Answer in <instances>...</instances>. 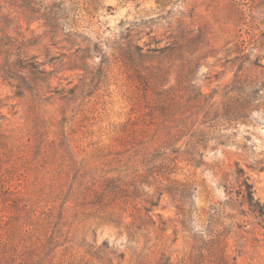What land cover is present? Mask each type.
<instances>
[{
    "label": "rangeland",
    "instance_id": "374dc122",
    "mask_svg": "<svg viewBox=\"0 0 264 264\" xmlns=\"http://www.w3.org/2000/svg\"><path fill=\"white\" fill-rule=\"evenodd\" d=\"M117 178L137 206H95ZM246 184L264 210V0H0V248L264 264Z\"/></svg>",
    "mask_w": 264,
    "mask_h": 264
},
{
    "label": "trees",
    "instance_id": "16d2710c",
    "mask_svg": "<svg viewBox=\"0 0 264 264\" xmlns=\"http://www.w3.org/2000/svg\"><path fill=\"white\" fill-rule=\"evenodd\" d=\"M158 95L163 109L167 105L166 100L171 98V89L162 90ZM105 182V188H101L94 193L95 196L92 203L95 206L105 208L108 206L106 205L107 202L115 203V205L117 204L121 207L133 202L134 207L137 206L135 201L141 195L142 189L141 184L136 180H132L125 186H122V182L118 178L108 179ZM246 188L244 197L247 203L263 214L264 210H261L260 203L255 200L251 188L247 184ZM148 203L152 207L156 206L152 202ZM145 209L147 212L151 211L147 208ZM136 243L139 245L133 252L134 264H172L171 259L166 257L165 254H162L158 259H153L146 243L142 247H140V242ZM59 247L60 244L58 242H48V245L45 244L35 249L28 247L22 249L19 245L5 243L0 248V264H62L55 261L56 249ZM88 254L102 264H114L115 259H125V255L116 256L114 252L109 251L106 245L97 249L96 247H91ZM189 264H229L225 246L222 242H201L200 245L193 247Z\"/></svg>",
    "mask_w": 264,
    "mask_h": 264
}]
</instances>
